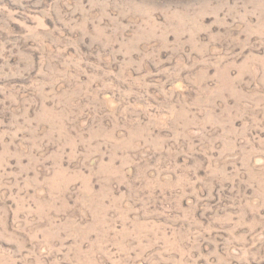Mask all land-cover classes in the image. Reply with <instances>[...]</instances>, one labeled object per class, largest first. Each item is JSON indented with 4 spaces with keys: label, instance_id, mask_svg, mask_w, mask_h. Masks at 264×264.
Wrapping results in <instances>:
<instances>
[{
    "label": "rangeland",
    "instance_id": "1",
    "mask_svg": "<svg viewBox=\"0 0 264 264\" xmlns=\"http://www.w3.org/2000/svg\"><path fill=\"white\" fill-rule=\"evenodd\" d=\"M0 264H264V0H0Z\"/></svg>",
    "mask_w": 264,
    "mask_h": 264
}]
</instances>
